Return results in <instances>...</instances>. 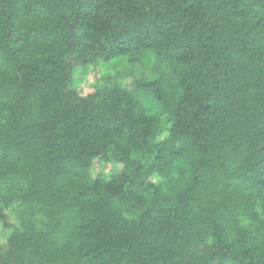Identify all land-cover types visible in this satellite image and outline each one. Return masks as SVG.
Returning a JSON list of instances; mask_svg holds the SVG:
<instances>
[{"label": "trees", "instance_id": "obj_1", "mask_svg": "<svg viewBox=\"0 0 264 264\" xmlns=\"http://www.w3.org/2000/svg\"><path fill=\"white\" fill-rule=\"evenodd\" d=\"M0 264H264V0H0Z\"/></svg>", "mask_w": 264, "mask_h": 264}, {"label": "rangeland", "instance_id": "obj_2", "mask_svg": "<svg viewBox=\"0 0 264 264\" xmlns=\"http://www.w3.org/2000/svg\"><path fill=\"white\" fill-rule=\"evenodd\" d=\"M83 69H78L75 72V85L80 89V93L81 94H89L91 93L93 90V84L97 83L101 77L104 76V74H106L105 72H103L102 67H97L94 68L92 67L87 75H84L83 73ZM110 167V165H107L105 167H103V165L98 164L96 165V167L94 168L93 172L94 174H97L99 171H101V169H107ZM118 171V167L116 168Z\"/></svg>", "mask_w": 264, "mask_h": 264}]
</instances>
